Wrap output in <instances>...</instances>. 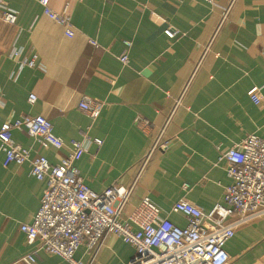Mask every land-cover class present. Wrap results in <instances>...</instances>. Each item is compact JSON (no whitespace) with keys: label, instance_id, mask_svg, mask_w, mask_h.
Listing matches in <instances>:
<instances>
[{"label":"crops","instance_id":"crops-1","mask_svg":"<svg viewBox=\"0 0 264 264\" xmlns=\"http://www.w3.org/2000/svg\"><path fill=\"white\" fill-rule=\"evenodd\" d=\"M4 2L17 11V20L14 25L0 21V120L13 122L26 114L48 118L64 142L61 151L40 147L23 130L11 133L14 142L50 164L68 152L71 140L99 138L101 145L89 144L75 165L85 184L101 192L110 185L128 186L137 176L151 135L133 119L147 118L154 127L163 122L228 0H49L53 11L68 14L71 37L43 14L38 0ZM166 28L176 34L168 37ZM12 47L21 58L35 57L34 65L20 67V59L9 55ZM122 54L128 57L125 64ZM253 87L257 103L248 95ZM29 94L36 96L33 103ZM84 95L104 103L95 119L78 108ZM251 134L264 138V0H236L167 128L168 148L156 151L139 174L122 219L144 197L179 227L186 220L170 211L177 200L203 212L222 203L231 179L220 150ZM44 188L28 163H6L0 152V264L34 249L19 225L31 221ZM224 248L227 264H264V216L236 226ZM132 254L129 244L108 233L95 253L83 244L74 258L126 264ZM36 260L69 264L43 251Z\"/></svg>","mask_w":264,"mask_h":264},{"label":"built area","instance_id":"built-area-1","mask_svg":"<svg viewBox=\"0 0 264 264\" xmlns=\"http://www.w3.org/2000/svg\"><path fill=\"white\" fill-rule=\"evenodd\" d=\"M214 4L213 0H204ZM236 0L220 6L219 18L214 31L205 46L193 71L173 99L163 122L154 127L147 118L139 115L134 124L145 134L151 135L150 146L139 162V172L128 186L110 185L101 192L90 189L81 177L75 163L87 151L89 144L101 145L99 138L84 136L81 140H71L69 150L61 154L56 163L50 164L41 154L31 155L12 139V129L25 131L40 147L61 151L63 140L53 132L48 118L43 115H22L13 122L0 120V152L5 162L28 163L30 174L45 183L44 192L31 221L21 223L19 231L34 249L9 264H38L36 254L43 251L63 258L69 264H86L74 258L76 249L85 244L96 252L106 234L112 233L133 248V254L126 264H227L230 260L224 246L232 238L236 226L264 216V138L248 135L231 147L220 150V159L226 161V175L231 183L225 186L223 202L216 203L209 211L191 202L180 199L174 202L170 211L186 220L179 227L161 215V210L147 197L122 219V212L132 196L137 178L147 166L151 156L165 150L170 144L167 128L199 68L203 58L217 34L224 28ZM43 14L60 24L64 34H73L68 14L55 12L49 7V0H38ZM17 11L0 0V21L8 25L16 24ZM164 33L173 37L176 32L166 28ZM94 45L95 41H91ZM129 46V43L126 42ZM9 55L19 58L20 67H32L34 58H21V51L12 47ZM127 63V54L120 56ZM250 98L259 101L258 88L248 91ZM34 94L28 101L33 103ZM104 107L102 101L87 95L82 96L78 108L89 118L95 119ZM219 149V148H218ZM187 188L186 183L183 184ZM135 226V228H134ZM94 254H92L93 258ZM92 258L87 264H91Z\"/></svg>","mask_w":264,"mask_h":264}]
</instances>
